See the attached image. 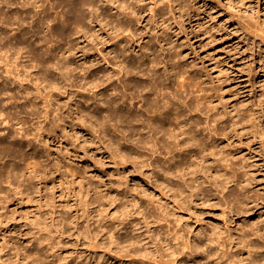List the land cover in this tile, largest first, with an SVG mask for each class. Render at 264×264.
Instances as JSON below:
<instances>
[{"label":"rangeland","instance_id":"rangeland-1","mask_svg":"<svg viewBox=\"0 0 264 264\" xmlns=\"http://www.w3.org/2000/svg\"><path fill=\"white\" fill-rule=\"evenodd\" d=\"M14 1L15 0L10 1L12 3L10 9L7 7H3V9H7H4V11L2 9L3 12L0 13V15H2L0 17V27L3 31L2 33L0 28V42L1 40H4L2 41V43H0V48L4 46L3 48L5 51L14 48L13 50H9L12 51L13 54L16 52L15 50H19L21 49V47L22 49L27 48V51H23L21 49V54L23 52L24 55L21 59L26 58L22 61V63L24 62V65H26L25 69L27 70V72L20 71V74L22 73L23 76H26H22L23 80H21V82H25V79L26 81L28 80L27 82L23 83V85H27L25 90H27L28 92L24 94H28L29 97H33L35 95V97H31L32 99L30 100V102L32 101L37 108H34V113L36 116L34 114L31 115L30 112H27V110L31 107L27 105L28 96L26 95V99H23L25 96L24 94V96L22 95L24 90L21 86H19V82H15L12 85L7 84L8 87L6 88V84L1 83L0 80V91H2V95L4 92L7 93H4V95H6L5 98L4 95L2 96L0 92V96L2 97H0V108L3 107L4 103H6L5 101L9 96H11L13 100L11 102L8 100V102L4 105L5 109L2 110L3 114H8L11 117H16V115H14L15 111L16 114H19H17V119L13 118V124L10 122L9 126H11V128L8 126V124L6 126L5 124H3V126L2 124H0V127L3 129H0V144L2 145L0 146V264H23V262L25 261L29 264H33V260H30L32 258L25 257V253H29L30 251V254H32L35 260L38 262H35V264H40V261L38 259V252H40L39 249H41V247V252L48 253L50 255L48 259H45L43 254H41V256H43V259H41L45 260L44 262L47 264H130V262L132 264H161L159 260L154 257L150 259L147 257H141L139 255H134L132 257L131 255L130 257L126 256L128 258H123L122 256L120 263L117 260L113 261L110 256L113 253L112 250L117 249V251L122 252L121 255L124 254V256L126 253H123V251L119 249L120 247H114L115 245H113V243H109L111 242V237L110 234L105 231L109 230L110 228H115L116 230H119L121 232L120 227L130 220L133 221L134 227L133 232L129 230L130 233L132 232L131 234L128 232L130 236L141 234L145 228V225H149V229L152 231L148 232V240H152V242L154 243V245H150V247L155 246L160 250L162 249V264H167L164 259H172L169 260L170 262L173 261L171 264L174 263V260L175 264H211L208 259L210 253L209 237L210 233L216 230L217 232H223V236H225L226 232L231 233L235 236V234L238 235L240 232L242 233L246 231L247 233V231L251 229L250 225H253V227L255 228H253V231H259V235H257V232L256 235L253 232L255 236L253 237V234H251L249 237H247V242L253 237V242L249 240L250 244H255L256 242V244L258 243L257 245L261 244V247L264 246V0H177L174 10V12H176L172 15V12H168V8L165 7L166 10L164 11H166V13H164L166 15L164 16H167L166 19L164 16L156 18L157 20H159H156L158 24L156 23L155 26L153 23H151L152 21H149V23H147L146 20L142 21V26L141 24L134 25V34H140V37L139 34H137V40L141 38L140 43L138 42L139 44L133 43V39H131L129 36L125 37L127 34L125 33L122 34L125 36H121L127 39L125 40L123 38V42L121 43L119 48L112 45L113 38L111 37H109L111 38V40L108 39V41H111L109 42V44H100L103 47L99 46L98 41L101 39H106V36L103 32H100L99 27L96 26V24L90 23V21H88L89 23L86 22L84 25V27H86L87 29L86 34L88 36H86L85 34L83 35L84 37L86 36L85 38L83 36L82 38H77L81 35L76 34L77 37L75 35H73L72 37H75L76 41L74 43H76V46H78L79 49H76V52L74 51L75 55L71 56L73 61L70 57V64L72 63L70 66H73L70 68H72L71 71L74 74L72 72L69 74L68 70L65 69V72L64 70L62 71V73H66L63 74L64 77H60L61 74L59 76H56V73L58 71L56 72L55 69V71L53 70L49 63L50 61H48L46 55H44L46 53L47 47L50 46L48 44H51L48 42V44L46 43L47 45L43 44L44 42L42 43L41 38H45V35L47 34L46 25L44 27L46 28V30L44 28L41 29V32L44 31L45 33L43 32V34L41 33V36L39 35L41 41L38 37L32 36L33 33L30 32L29 21H31V19H28L27 21V25L29 26H26V22L24 23L25 25L23 24L22 26H18L19 24H17L15 18L13 21V17H15L13 11H16V9L21 6L19 4H21L22 0H17L18 2L16 1L15 3ZM11 8H14V10H12ZM33 13L34 12L32 11V14ZM168 17L170 21L168 20ZM88 20H90L89 17ZM161 20L165 22H161ZM159 22L161 24H159ZM162 24L165 25L160 26ZM2 25L7 26H3V28ZM88 25V28H92L91 30L87 28ZM92 26H95V30ZM8 27L12 29L8 30ZM21 27H23L24 29ZM156 27L157 29H155ZM26 28H28L29 31ZM24 30H26V32H30L31 34L28 33V36H22L25 33ZM90 31H92L93 36H95L92 39H97L98 35L100 38L102 36L103 37L101 39L98 38L99 40L95 39L93 40V42L91 39L92 33L90 35ZM95 32L96 35H94ZM12 33H14L15 35ZM146 33L149 34L146 36ZM10 34H12V36ZM2 37H4L5 39H2ZM7 37L10 42L8 41V39H6ZM23 37H26V41L25 39L22 40ZM30 39L34 41V44ZM86 40H90V42L92 41V43H89L93 46L86 43ZM14 41L16 43H14ZM39 41L43 45H39V43L37 44V42ZM113 41H115V39H113ZM147 42L148 44H151L152 47H150V45H147ZM124 43H126V45ZM158 43L162 45H160L162 49L160 48ZM28 44L31 46H29ZM36 44L40 49L36 47ZM123 44L125 45V48ZM33 45H35L34 49L32 48ZM94 45L96 48L98 46L101 47L102 50L100 48L95 49ZM87 46H90L91 48H88ZM31 49L36 52V55L38 54L40 56V50L43 49L45 51L42 50L43 54L40 58V56L38 57L32 54V52L30 51ZM89 49L91 50L88 52ZM108 50L114 55L111 53L107 54ZM146 50L149 52H147ZM162 50H164L163 52L165 53H163ZM101 51L103 53H101ZM143 51H145L146 53H143ZM102 54L107 55L104 56ZM132 54H134L135 56ZM151 54L154 58L157 59V61L153 63L158 64V66L155 64L153 65L152 61L149 62V60L152 59ZM100 55L104 57H101ZM145 55L147 58H150V56L151 58L147 59L146 57H144ZM140 57L142 59H140ZM102 58H105L107 62H105L106 60H103ZM160 58L162 59L160 60ZM171 58L173 60H171ZM163 62L167 67L162 64ZM147 63H149V66L147 65ZM173 63L174 65H176L175 67ZM116 64L117 67L114 66ZM171 64L173 66H171ZM111 65L114 67L113 71ZM121 65H123V67ZM28 66L31 68L33 67L34 69H31ZM92 66L94 68L97 67L93 72L95 74L91 72L94 70ZM147 66L151 69H149ZM153 66H157V69ZM39 67L41 73L39 72ZM169 67H171L172 69H170ZM18 68L20 69L21 66ZM109 68L110 72L108 73L107 71H109ZM139 68L141 70H139ZM47 69L49 71H46ZM118 69L123 70L120 73ZM87 70L88 73H86ZM146 70L148 71V73H145L147 72ZM157 70L159 71V73ZM163 70H166L168 73H166V71L163 72ZM168 70L171 71L169 72ZM52 71H54L55 73ZM47 73L56 76V88H53L51 85H49L50 83L48 80H45L44 77ZM82 73H86L84 77H82ZM139 73L141 76L139 75ZM163 73L164 76L166 75L165 77L163 76ZM177 73L178 75L185 73V76L182 75L184 76V78L178 76ZM169 74L171 75V77ZM28 75H30V77ZM32 75L35 76L33 77ZM74 75L77 77H75ZM102 75L105 77L103 78ZM109 75L112 79L109 77ZM115 75H119L118 78ZM187 75H189V77H187ZM31 77H33L34 79L35 77H37V80L42 81L35 82V80H33V78ZM67 77L69 78V80ZM177 77H179L178 80L175 79ZM70 78L74 79L76 84ZM121 78H123V80H120ZM64 79L66 80L64 81ZM76 79L78 80V82ZM109 79H111L110 82ZM162 79H165V82L168 86L169 84L173 83L171 84L172 86H169L170 88L175 85L174 83H176L175 87L171 89L169 88L170 90L167 89L168 91L166 90L167 94L170 93L172 95L171 101L173 102V109L176 108L175 111H171L172 114L163 113L165 112V109L161 106L158 107L164 102L161 101L164 94V90L162 89V87H160L162 86ZM179 79H181V81H179ZM32 80L35 83L32 82ZM155 80H157L158 84L154 82ZM173 80L176 81L174 82ZM184 80L186 81L184 82ZM82 81L83 85L81 84ZM143 81H146V88L144 87ZM167 81L169 82V84ZM95 82H98V84L99 82H102V85H98L99 87L96 86L94 88ZM2 84L5 86H3ZM43 84H45V86ZM28 85H30L31 88ZM48 85L50 86V88H48ZM59 85L62 87H59ZM152 85L157 86L153 89ZM189 85L192 87H189ZM10 86L13 88H11ZM111 86H113L114 88ZM149 86L150 89H147V87L149 88ZM65 87L69 88H66L68 91H66ZM91 87L94 91L91 90ZM35 88H38L37 90L41 91L39 93L38 91L36 92L38 93V95L41 94V97H39L35 93ZM40 88H42V90ZM116 88L118 90L115 91ZM121 88L123 91L121 90ZM43 89H45L46 91ZM51 89L57 90L52 91ZM95 89H97V91L99 90V93ZM101 89L104 91H102ZM14 90L16 92H14ZM143 90L145 91V93ZM9 91L10 93L8 94ZM64 91L66 93H64ZM138 93L141 94L142 97L141 95L139 96ZM15 94L17 96H14ZM116 94L117 97L115 96ZM36 95L39 98H37ZM44 96L46 98H44ZM110 96L112 97V99ZM185 96L187 99L185 98ZM19 97H22L21 103L24 102L23 104H20ZM49 97L52 101L49 99ZM102 97L104 98V100ZM157 97L160 100V104L158 106L155 104V100H157ZM129 98L131 103L129 102ZM15 99H18L19 101L17 100L16 102ZM116 99H119V101ZM139 99L141 100L139 101ZM34 100L37 102L35 103ZM84 100H86V102ZM142 100L144 103L142 102ZM176 100L178 102H176ZM44 101H46V103ZM93 101L95 103H93ZM97 101L101 103L102 107ZM105 101L111 102L110 104H106ZM182 101L184 103L186 102L185 104H188L185 105L184 103H182ZM152 103L155 105H153ZM47 104L49 106V109H47L48 120L46 119L45 121L41 112L44 113L46 107L48 108V106H45ZM196 104H198V106H196ZM6 105L9 106L10 109H8V107L6 108ZM88 105H92V107L90 106L89 108ZM107 105L109 107H107ZM19 106L22 108L20 109ZM201 106H203V110L200 108ZM38 107L41 110L43 108L45 109L44 111H41L38 109ZM23 108L27 109L26 112ZM94 108L96 109V111ZM159 108H161V114ZM196 108L200 109L199 111L197 109L199 113L196 111ZM37 110L39 111L37 112ZM111 110L114 112H112ZM206 110L208 113L206 112ZM28 111H31V109ZM86 112L88 113V115L86 114ZM132 112L133 114H131ZM152 112L154 114H152ZM12 113L14 116L12 115ZM127 113L128 115H126ZM183 114H186L184 115L185 117H183ZM101 116L106 121L101 119ZM105 117H107L108 120ZM162 117L164 118V132L166 130H172L175 127L176 133H179L177 124H180V126H182L183 124V126H185L183 127V129H188L189 127V129L193 131H191V133H195L199 138L200 136H202L201 138H203L204 146L209 145L211 141L212 143L216 142V145L214 144L216 148L214 149L218 150H216V152L213 149L215 154H218L217 156L220 155L222 158L225 157L229 163H232L233 167H231L234 170L231 169V171H236V175L240 180V184L236 185V183L234 184L232 181L230 182V184H228L227 188L224 191H221L220 189H215L216 187L209 183L211 185L210 188V185L207 183L204 184L205 186H202L205 191H202L203 194L205 193L204 197L202 194H198L197 198L196 196L194 197V200L193 197H187L185 198V200H182V202L178 201L177 199L179 197H175V195L173 194L174 191H168L167 187L164 188L163 184L161 183L163 174L162 167L167 166V164L165 165L163 161L169 159L172 163L178 162V154H180V151L178 150L179 147L176 148L174 144H171V140L168 141L169 146L171 144L170 149H164L162 147V134H160L162 132ZM186 117L187 119L184 120ZM177 118L179 120H177ZM206 118L207 122H205ZM213 119L214 121H212ZM17 120H19L20 122ZM22 120H24L25 123ZM208 120L212 121L211 124L214 123L213 126L210 125V122ZM21 121L23 125L25 124V126H22ZM104 122L106 125L104 124ZM19 123L21 124L19 125ZM215 123L216 125L218 124L216 127L214 126ZM121 124H123V126ZM198 124H200V126ZM14 125L16 129L14 128V130H12ZM21 126L22 130L18 129V127L21 128ZM197 126L199 128H197ZM5 127L8 128L5 129ZM156 128L158 129L156 130ZM140 129H142L143 131ZM203 129L207 132H204ZM5 130L8 132H6ZM196 130L199 131L197 132ZM17 131V135L13 134ZM20 131H22L23 133ZM111 131L114 132V134L112 133L111 135ZM215 131L216 137L212 135ZM3 133L7 134V137L2 136L4 135ZM19 133L26 135L27 140L21 134V136L19 137ZM217 133H219V135ZM14 135L18 141L15 139V137H13ZM148 136L150 137V140ZM10 137L11 139H9ZM179 137L182 138L184 137V135H179ZM4 138L7 143L4 141L2 142ZM151 138L155 140L153 141L151 140ZM204 138H208V140ZM13 139H15L17 142ZM12 141H14L15 143ZM151 141L153 142V144ZM6 144H8L9 146ZM20 144L23 145L22 147L20 146L18 150L19 152H17ZM32 145L37 149L34 148L35 150H33V147H31ZM191 145H193V143H191L190 146ZM194 146L195 145H193V147ZM13 150H15L16 153ZM165 150L167 152L170 150L171 152H168V155H166V157L168 156L167 159L165 157V154H167V152H164ZM32 151L35 152V155H33L34 153ZM181 151H184V149H182ZM191 154L193 153L191 152ZM20 156H23L25 158L22 157L21 159ZM22 160H25V162L23 163ZM209 160H211V162L206 161V165H212L213 163H215L214 161H212V159ZM30 161L36 164L34 165V163L32 164ZM207 162H209V164ZM10 164L13 167H11ZM31 164L33 168L31 167ZM213 169L215 170L216 168L213 167ZM213 169L207 173L209 174L208 176H210L209 178H212L213 173L215 172ZM231 171L229 172L230 175L232 174ZM7 173L10 177H12L10 178ZM12 173L14 174V176ZM172 181H174V179H172ZM198 183L200 182L195 183V186L198 185ZM233 188L237 189L236 193L239 192L238 196L233 195L234 197H232L231 191L229 190ZM142 189L147 190L150 196L154 197L155 204L163 207L162 221H156L155 218L151 219L154 217L153 215L157 216L158 210H156V213L151 214L152 212H149L147 208H143L146 204L144 198L138 200V202L134 200L136 199L137 195H141L140 191H142ZM207 189L209 190V192L207 191ZM100 195H102L101 200L104 201L100 200ZM223 196H225L224 198H226L227 201L229 199V202L233 204L234 207H232V204L227 206H231L230 210L233 209L232 213L230 210L227 211L229 208L227 210L225 209V212L223 211L225 205H227L225 204V200H221ZM103 205L105 206V208H103ZM115 206L118 208H116ZM101 207L103 208V210H101ZM236 207L240 208L238 210L239 212L234 210V208ZM140 209H142V211H140ZM100 211L103 212L101 213ZM227 212L231 213V215L227 214ZM149 214H151L152 216H149ZM164 214L168 215V220H165L166 217L163 216ZM103 230L104 232H102ZM107 233L109 234V236ZM37 238L41 242L40 248H37L35 246V240ZM102 240L104 241V243H106L104 244L105 247L103 248L100 247ZM167 243L168 245H166ZM161 245L162 248H160ZM196 245H199V247L195 248ZM167 247H169V249ZM237 247L238 245L236 244V246L232 245V247L230 248L234 249L233 251H235ZM230 248L228 246L227 251H230ZM34 249H37L39 251H35ZM171 250L174 251V256L172 255L173 258L167 256L168 254H170ZM219 250L221 251V248H219ZM202 254H204L203 258L201 256ZM205 254H207V256ZM36 255L38 258L36 257ZM22 256L25 257V260ZM242 256L247 257V254L244 253ZM221 260L222 256L219 255L216 261L219 264ZM246 262L244 261V263Z\"/></svg>","mask_w":264,"mask_h":264},{"label":"bare ground","instance_id":"bare-ground-1","mask_svg":"<svg viewBox=\"0 0 264 264\" xmlns=\"http://www.w3.org/2000/svg\"><path fill=\"white\" fill-rule=\"evenodd\" d=\"M10 1H12V0H10ZM9 0H1L0 1V3H1V5H0V13H2L3 11H4V9H3V7H7V8H9L10 9V6H12V3L10 2ZM17 0H15L14 1V3L16 2ZM176 1L177 0H22L21 1V4H19V5H21L20 7H15V8H17L16 9V11H13L14 12V14H15V17H13V21H14V18H15V20L17 21V24H19L18 26H22L25 22V24H26V26H29V25H27V21H28V19H31V21H29L30 22V26H29V28H30V32L31 33H33L32 34V36H35V37H38L39 38V40H40V36H41V33L43 34V32H41V29H43L44 27H45V25H46V28H47V30H46V28H44L46 31H47V34L45 35L46 37L44 38H41L42 39V43L43 44H46L47 42L48 43H51V44H48V45H50L49 47H47V50H46V53L44 54V55H46V58L48 59V61H50L49 63H50V65H51V67L53 68V70L55 69L56 70V76L58 75H60L61 74V76L60 77H64V75L63 74H66V73H64L65 72V69H67L68 70V73L70 74L72 71H71V69L72 68H70V67H73V66H70L71 64H70V57L71 56H74L75 55V53H74V51L76 50V49H79V47L78 46H76V43H74L75 41H76V39H75V37L74 38H72L73 37V35H75L76 36V34H80L81 36H79V37H77V38H82V36L83 35H85L86 34V32H87V29H86V27H84V25H85V23L86 22H88V21H90V23H93V24H96V26H98L99 27V30H100V32H103L104 34H105V36H106V39H101L100 37H99V35H98V38L99 39H101V40H99L98 38V40L100 41H98V43H99V46H101V47H103L102 45L103 44H109V42H111L110 40H111V38H113V39H115V41H113V39H112V42H113V44L112 45H114V46H116L117 48H119V46L121 45V43L123 42V38L124 37H122V36H125V35H122V34H125V33H127L126 34V36L125 37H130L131 39H133V43H137V44H139L140 43V41H141V38L140 39H138L137 40V34H139V33H137V31H136V35L134 34V32H133V27H134V25H140L141 23H142V21L143 20H146L147 21V23H149V21H152L151 23H153L154 24V26L156 25V23L158 24V22H156V18H158V17H163L164 15H166L165 13H166V11H164V10H166L165 9V7L166 8H168V12H172L171 14L173 15L175 12H174V10H175V7H176ZM18 2V1H17ZM17 5V4H16ZM178 5V4H177ZM171 6V7H170ZM6 8V9H7ZM2 9H3V11H2ZM5 9V10H6ZM12 9V8H11ZM35 9H38V10H35ZM12 10H14V8L12 9ZM35 10V11H34ZM10 11V10H9ZM32 11L34 12L33 14H32ZM8 12V11H7ZM12 12V11H11ZM16 12V13H15ZM88 12V13H87ZM148 12V13H147ZM165 12V13H164ZM9 15H10V13H9ZM167 15H169V14H167ZM2 15H0V17H1ZM8 16V15H7ZM14 16V15H13ZM9 17V16H8ZM88 17H89V19L90 20H88ZM165 17V19H166V17L167 16H164ZM147 18V19H146ZM152 18V19H151ZM1 19V18H0ZM4 19V18H3ZM7 19V18H6ZM163 19V18H162ZM5 20V19H4ZM159 20V19H158ZM157 20V21H158ZM168 20H169V17H168ZM3 21V20H2ZM163 20H161V22H162ZM170 21V20H169ZM8 22V21H7ZM163 22H165V21H163ZM89 23V22H88ZM7 24V23H6ZM16 24V25H17ZM24 24V25H25ZM152 24V25H153ZM159 24H161L160 22H159ZM11 25H12V22H11ZM92 25V24H91ZM163 25H165V24H162V25H160V26H163ZM3 26H7V25H2V27ZM26 26H24V27H26ZM141 26H142V24H141ZM10 27V26H9ZM8 27V30H10V29H12V28H9ZM89 27V25L87 26V28ZM93 27V26H92ZM95 27V26H94ZM94 27H93V29H94ZM108 29H107V28ZM144 27V26H143ZM1 28V27H0ZM4 28V27H3ZM17 28V27H16ZM21 28H23V27H21ZM24 29V28H23ZM26 29H28V28H26ZM88 29H90V28H88ZM92 29V28H91ZM90 29V30H91ZM97 29V28H96ZM139 29V28H138ZM155 29H157V27L155 28ZM18 30V29H17ZM95 30V29H94ZM94 30H92V31H94ZM135 30V29H134ZM136 30H137V28H136ZM146 30V29H145ZM1 31H2V28H1ZM19 31H21V30H19ZM23 31V30H22ZM25 31V33H24V35H22V36H25V35H27L28 33H30V32H26V30H24ZM28 31H29V29H28ZM92 31H90V35H91V33H92V37H91V39L93 38V37H95V36H93V32ZM154 31V30H153ZM17 32V31H16ZM139 32V31H138ZM147 32H149V31H147ZM158 32V31H157ZM156 32V33H157ZM2 33H3V31H2ZM15 33V32H14ZM14 33H12V34H14ZM20 33V32H19ZM22 33V32H21ZM30 33V34H31ZM45 33V32H44ZM99 33V32H98ZM141 33V32H140ZM142 33H143V31H142ZM141 33V34H142ZM12 34H10L11 36H12ZM23 34V33H22ZM88 34H89V32H88ZM149 33H146V36L148 35ZM1 35V34H0ZM3 35V34H2ZM10 35H9V37H10ZM15 35V34H14ZM17 35V34H16ZM40 35V36H39ZM94 35H96V32L94 33ZM122 35V36H121ZM5 36H7V35H5ZM20 36V35H19ZM21 36V37H22ZM28 36V35H27ZM26 36V37H27ZM31 36V35H30ZM43 36V35H42ZM86 36H88L87 34H86ZM85 36V37H86ZM142 36V35H141ZM1 37V36H0ZM25 37V38H26ZM84 37V36H83ZM84 37V38H85ZM109 37H111V38H109ZM139 37H140V34H139ZM4 37H2V39H3ZM24 37L22 38V40H24L25 39ZM47 38V39H46ZM147 38V37H146ZM156 38V37H155ZM5 39V38H4ZM6 39H8V37L6 38ZM29 39V38H28ZM28 39H27V41H28ZM87 39H89V38H87ZM90 39V40H91ZM96 39V38H95ZM95 39H92V41L93 40H95ZM96 39V40H97ZM108 39H110L109 41H108ZM125 39V38H124ZM127 39V38H126ZM125 39V40H126ZM136 39V40H135ZM152 39V38H151ZM157 39V38H156ZM14 40H16V39H14ZM19 40V39H18ZM17 40V41H18ZM31 40V39H30ZM79 40V39H78ZM77 40V41H78ZM90 40L88 41V40H86V43H88V44H90V43H92V41L90 42ZM2 41H4V40H1V42L0 43H2ZM8 41H9V39H8ZM7 41V42H8ZM20 41V40H19ZM18 41V42H19ZM25 41H26V39H25ZM31 41H33V40H31ZM30 41V42H31ZM41 41V40H40ZM40 41L39 42H37V44L39 43V45L40 44H42V43H40ZM82 41V40H81ZM88 41V42H87ZM129 41V40H128ZM156 41V40H155ZM157 41H159V40H157ZM10 42V41H9ZM35 42H36V39H35ZM90 42V43H89ZM94 42V41H93ZM96 42V41H95ZM125 42V41H124ZM139 42V43H138ZM5 43H6V41H5ZM14 43H16L15 41H14ZM23 43V42H22ZM97 43V42H96ZM149 43H150V40H149ZM156 43V42H155ZM17 44H19V43H17ZM25 44H26V42H25ZM32 44V43H31ZM33 44H34V41H33ZM37 44H36V47L37 48H39V46H37ZM42 44V45H43ZM46 44V45H47ZM78 44V43H77ZM100 44H102V45H100ZM125 45H126V43H124ZM123 44V45H124ZM143 44V43H142ZM159 44V46L161 45L160 43H158ZM157 44V45H158ZM4 45H6V44H4ZM9 45V44H8ZM29 45V44H28ZM45 45V46H46ZM90 45H92V44H90ZM125 45H124V48H125ZM133 45V44H132ZM141 45V44H140ZM139 45V46H140ZM146 45V44H145ZM147 45H150V47H152L151 46V44H148V42H147ZM2 46V45H1ZM11 46V45H10ZM29 46H31V45H29ZM81 46H83V45H81ZM93 46V45H92ZM97 47V48H100L101 49V47ZM129 46V45H128ZM131 46V45H130ZM139 46H138V48H139ZM144 46V45H143ZM162 46V45H161ZM160 46V48L162 49V47ZM4 47V46H3ZM3 47H1L0 48V52H1V54H0V80H1V83H4V84H6V88L8 87L7 86V84L8 85H12V84H14L15 82H19V86H21L22 87V89L24 90V92L22 93V95L24 94V93H28L27 92V90H25V88H26V86L25 85H23V83H25V82H27L26 81V79H25V82H21V80H23V78H22V76H23V74L21 73L20 74V71H23V72H27V70L25 69V66L26 65H24V62L22 63V61L24 60V59H26V58H24V59H21L24 55H23V52H22V54H21V49H22V47H21V49H19V50H15L16 52L13 54L12 53V51H9V50H13L14 48H12V49H9V50H4V48ZM20 47V46H19ZM23 47H25V46H23ZM34 47H35V45H33L32 46V48L34 49ZM78 47V48H77ZM88 48L90 47V46H87ZM94 47H95V45H94ZM112 47V46H111ZM142 47V46H141ZM140 47V48H141ZM145 47V46H144ZM11 48V47H10ZM42 48H44V47H42ZM84 48V47H83ZM82 48V49H83ZM86 48V47H85ZM91 48V47H90ZM96 47H95V49H97ZM113 48V47H112ZM123 48V49H124ZM129 48V47H128ZM154 48V47H153ZM27 49V48H26ZM26 49H22L23 51H25ZM33 49H31L30 51L32 52V54H34V55H36V52L33 50ZM40 49V48H39ZM87 49V48H86ZM104 49V48H103ZM121 49V48H120ZM122 49V50H123ZM147 49H148V47H147ZM38 50V49H37ZM36 50V51H37ZM43 50V49H42ZM42 50H40L41 51V56H42V54H43V52H42ZM85 50V49H84ZM91 49H89L88 50V52L90 51ZM94 50V49H93ZM102 50V49H101ZM107 50V49H106ZM105 50V51H106ZM140 50V49H139ZM142 50V49H141ZM144 50V49H143ZM155 50V49H154ZM153 50V51H154ZM157 50V49H156ZM27 51V50H26ZM43 51H45V50H43ZM82 51V50H81ZM87 51V50H86ZM97 51V50H96ZM96 51H95V53H96ZM98 51H99V49H98ZM114 51V50H113ZM119 51V50H118ZM130 51H131V49H130ZM129 51V52H130ZM147 51V50H146ZM164 50H162V52H163ZM169 51H170V49H169ZM76 52V51H75ZM78 52V51H77ZM145 51H143V53H144ZM147 52H149V51H147ZM151 52V51H150ZM39 53V52H38ZM81 53V52H80ZM86 53V52H85ZM91 53V52H90ZM94 53V54H95ZM101 53H103L102 51H101ZM106 53V52H105ZM108 53H111L109 50L107 51V54ZM115 53V52H114ZM116 53H117V51H116ZM142 53V54H143ZM146 53V52H145ZM152 53V52H151ZM155 53H157V52H155ZM163 53H165V52H163ZM162 53V54H163ZM79 54V53H78ZM83 54H84V51H83ZM93 54V53H92ZM106 54V55H107ZM111 54H113V53H111ZM121 54H122V52H121ZM128 54V53H127ZM149 54V53H148ZM153 54V53H152ZM151 54V55H152ZM168 54V53H167ZM170 54H172V53H170ZM86 55V54H85ZM102 55H104V54H102ZM106 55H104V56H106ZM114 55V54H113ZM113 55H111V56H113ZM118 55H119V53H118ZM132 55H134V54H132ZM144 55V54H143ZM164 55V54H163ZM169 55V54H168ZM16 56V57H15ZM26 56V55H25ZM31 56V55H30ZM36 56H40V55H36ZM41 56H40V58H41ZM77 56V55H76ZM80 56V55H79ZM84 56V55H83ZM101 56V55H100ZM104 56H101V57H104ZM128 56V55H127ZM135 56V55H134ZM140 56V55H139ZM138 56V57H139ZM155 56V55H154ZM172 56V55H171ZM27 57V56H26ZM29 57V56H28ZM44 57V56H43ZM78 57V56H77ZM81 57V56H80ZM85 57V56H84ZM108 57V56H107ZM121 57V56H120ZM144 57H146V55L144 56ZM157 57V56H156ZM159 57H161V56H159ZM163 57V56H162ZM33 58V57H32ZM79 58V57H78ZM86 58H88V57H86ZM147 58V57H146ZM150 58H151V56H150ZM150 58H147V59H150ZM174 58V57H173ZM29 59V58H28ZM39 59V58H38ZM37 59V60H38ZM71 59H72V57H71ZM103 60H106L105 58H102ZM109 59V58H108ZM111 59V58H110ZM118 59V58H117ZM116 59V60H117ZM139 59V58H138ZM137 59V60H138ZM140 59H142L141 57H140ZM162 58H160V60H161ZM165 59V58H164ZM175 59V58H174ZM31 60V59H30ZM42 60V59H41ZM45 60V59H44ZM115 60V61H116ZM146 60V59H145ZM159 60V59H158ZM166 60H168V59H166ZM165 60V61H166ZM171 60H173L172 58H171ZM28 61V60H27ZM34 61V60H33ZM72 61H73V59H72ZM75 61V60H74ZM76 61H77V59H76ZM79 61V60H78ZM111 61V60H110ZM127 61H130V60H127ZM143 61V60H142ZM150 61H152V63L153 62H156L157 61V59L156 58H154L153 57V55H152V59H150L149 60V62ZM176 61V60H175ZM30 62V61H29ZM39 62V61H38ZM104 62V61H103ZM105 62H107V60L105 61ZM135 62V61H134ZM141 62V61H140ZM162 62V61H161ZM174 62V61H173ZM179 62V61H178ZM32 63V62H31ZM78 63V62H77ZM120 63V62H119ZM127 63V62H126ZM132 63V62H131ZM158 63H159V61H158ZM34 64V63H33ZM39 64V63H38ZM75 64V63H74ZM80 64V63H79ZM139 64V63H138ZM149 63H147V65H148ZM155 63H153V65H154ZM162 64H164L165 65V63L163 62ZM45 65V64H44ZM90 65V64H89ZM126 65V64H125ZM143 65V64H142ZM141 65V66H142ZM146 65V64H145ZM155 65H157L158 66V64H155ZM160 65V64H159ZM170 65V64H169ZM173 65H174V63H173ZM172 64H171V66H173ZM21 66V68L19 69L18 67H20ZM107 66V65H106ZM112 66V65H111ZM114 66H116L117 67V64L116 65H114ZM118 66H119V64H118ZM122 67H123V65H121ZM149 66V65H148ZM147 66V67H148ZM157 66H153L154 68H156L157 69ZM161 66V65H160ZM166 66V65H165ZM176 65H174V67H175ZM29 67V66H28ZM38 67V66H37ZM93 67V66H92ZM110 67V66H109ZM167 67V66H166ZM17 68H18V70H17ZM27 68V67H26ZM29 68H31V67H29ZM33 68V67H32ZM31 68V69H32ZM46 68H47V66H46ZM94 68V67H93ZM97 67H95L94 68V70L93 71H91L92 73L95 71V69H96ZM113 66H112V71H113ZM132 68V67H131ZM134 68V67H133ZM135 68H136V66H135ZM141 68V67H140ZM139 68V70H141ZM149 68V67H148ZM163 68H164V66H163ZM162 68V69H163ZM170 69H172L171 67H169ZM34 69V68H33ZM79 69V68H78ZM87 69V68H86ZM89 69V68H88ZM126 69V68H125ZM124 69V70H125ZM138 69V68H137ZM149 69H151V68H149ZM158 69H160V68H158ZM167 69V68H166ZM183 69H185V68H183ZM29 70V69H28ZM38 70V69H37ZM54 70V71H55ZM64 70V72L62 73V71ZM105 70V69H104ZM119 70V72L121 73L122 72V70H120V69H118ZM148 70V69H147ZM146 70V71H147ZM153 70V69H152ZM174 70V69H173ZM175 70H176V68H175ZM178 70V69H177ZM32 71V70H31ZM36 71V70H35ZM46 71H49L48 69L46 70ZM54 71H52V72H54ZM84 71V70H83ZM100 71V70H99ZM128 71H129V68H128ZM133 71H135V70H133ZM149 71V70H148ZM148 71L147 72H145V73H148ZM156 71V70H155ZM158 71V70H157ZM164 71H166V70H163V72ZM169 71V70H168ZM171 71V70H170ZM169 71V72H170ZM187 71V70H186ZM39 72H40V67H39ZM38 72V73H39ZM78 72V71H77ZM104 72V71H103ZM108 73L110 72V68H109V71H107ZM115 72V71H114ZM124 72V71H123ZM140 72V71H139ZM161 72V71H160ZM180 72V71H179ZM188 72V71H187ZM28 73H30V72H28ZM27 73V74H28ZM41 73V72H40ZM55 73V72H54ZM73 73V72H72ZM79 73H80V71H79ZM86 73H88V70H87V72ZM85 73V74H86ZM90 73V72H89ZM99 73V72H98ZM101 73H102V69H101ZM118 73V72H117ZM152 73H153V71H152ZM158 73H159V71H158ZM166 73H168L167 71H166ZM174 73H176V72H174ZM183 73V72H182ZM186 73V72H185ZM185 73L184 74H179L178 75V73H177V75L178 76H181V77H183L184 78V76H185ZM26 74V73H25ZM35 74V73H34ZM37 74V73H36ZM74 74V73H73ZM85 74H83L82 73V77H84V75ZM93 74H95V73H93ZM100 74V73H99ZM114 74V73H113ZM150 74V73H149ZM156 74V73H155ZM43 75V74H42ZM72 75V74H71ZM76 75V74H75ZM74 75V76H75ZM101 75V74H100ZM105 75V74H104ZM125 75H126V73H125ZM124 75V76H125ZM136 75V74H135ZM139 75H140V73H139ZM138 75V76H139ZM170 75V74H169ZM168 75V76H169ZM173 75V74H172ZM175 75V74H174ZM176 75V76H177ZM182 75H184V76H182ZM29 77H30V75H28ZM27 76V77H28ZM33 76V75H32ZM35 76V75H34ZM33 76V77H34ZM56 76H53V75H51V74H46L45 75V80H48L49 81V85H51L53 88H56ZM66 76V75H65ZM91 76V75H90ZM93 76V75H92ZM97 76V75H96ZM103 76V75H102ZM107 76H108V74H107ZM116 76V75H115ZM119 76V75H118ZM118 76H116L117 78H118ZM141 76V75H140ZM146 76V75H145ZM149 76V75H148ZM154 76V75H153ZM160 76V75H159ZM163 76H164V73H163ZM166 76V75H165ZM164 76V77H165ZM23 77H26V76H23ZM33 77H31V78H33ZM75 77H77V76H75ZM74 77V78H75ZM86 77V76H85ZM105 76H103V78H104ZM109 77H110V75H109ZM126 77V76H125ZM129 77V76H128ZM150 77V76H149ZM148 77V78H149ZM170 77H171V75H170ZM175 77V76H174ZM187 77H189V75H187ZM37 77H35V79L33 78V80H35V82L36 81H39V80H37L36 79ZM42 78H43V76H42ZM66 78V77H65ZM68 78V77H67ZM73 78V77H72ZM89 78V77H88ZM88 78H87V80H88ZM92 78V77H91ZM95 78V77H94ZM98 78H99V76H98ZM101 78V77H100ZM107 78V77H106ZM111 78V77H110ZM115 78V77H114ZM147 78V79H148ZM158 78H160V77H158ZM163 78V77H162ZM178 78L179 77H177V78H175V79H177L178 80ZM194 78V77H193ZM28 79V78H27ZM30 79V78H29ZM71 79V78H70ZM82 79H84V78H82ZM108 79V78H107ZM112 79V78H111ZM111 79H109V82L111 81ZM129 79V78H128ZM132 79H133V77H132ZM146 79V80H147ZM152 79V78H151ZM172 79V78H171ZM32 80V82H34ZM66 79H64V81H65ZM68 80H69V78H68ZM71 80H73L74 81V79H71ZM77 80V79H76ZM81 80V79H80ZM86 80V81H87ZM90 80V79H89ZM120 80H123V78H121ZM125 80H126V78H125ZM153 80V79H152ZM161 80V79H160ZM163 81L161 82L162 83V86H160V87H162V89L164 90V94H163V97H162V99H161V101H164L163 103H162V105H159L160 104V100L158 99V97H157V100H155V104L158 106V107H163L164 109H165V112H163V113H166V114H172V110H176V108H174L173 109V102L171 101V94L169 93V94H167L166 93V90L167 89H169L170 87V85L171 84H173V83H171V84H169V82H168V84H169V86L167 85V83L165 82V79H162ZM187 80H188V78H187ZM192 80V79H191ZM30 81V80H29ZM40 81H42V80H40ZM39 81V82H40ZM72 81V82H73ZM97 81V80H96ZM107 81V80H106ZM118 81V80H117ZM128 81V80H127ZM137 81V80H136ZM139 81H140V78H139ZM149 81V80H148ZM151 81V80H150ZM171 81V80H170ZM174 81V80H173ZM172 81V82H173ZM176 81V80H175ZM174 81V82H175ZM179 81H181V79H179ZM182 81H183V79H182ZM186 80H184V82H185ZM34 82V83H35ZM39 82H37V83H39ZM60 82H61V80H60ZM70 82V81H69ZM75 82V81H74ZM77 82H78V80H77ZM80 82V81H79ZM93 82V81H92ZM131 82V81H130ZM156 84H158V82H157V80H155L154 81ZM193 82V81H192ZM33 83V84H34ZM36 83V84H37ZM64 83V82H63ZM66 83V82H65ZM83 83V81L81 82V84ZM108 83V82H107ZM106 83V84H107ZM111 83H113V82H111ZM143 83H144V87L146 86V81H143ZM153 83V82H152ZM195 83H197V82H195ZM30 84V83H29ZM57 84H58V82H57ZM74 84V83H73ZM75 84H76V82H75ZM104 84H105V82H104ZM131 84H133V83H131ZM139 84V83H138ZM151 84V83H150ZM175 85H176V83H174ZM194 84V83H193ZM3 85V84H2ZM31 85V84H30ZM30 85H28V86H30ZM44 86H45V84H43ZM48 85V86H49ZM62 85V84H61ZM70 85V84H69ZM83 85V84H82ZM91 85V84H90ZM89 85V86H90ZM98 85H102V82H99V84H98V82H95V86H94V88L97 86V87H99ZM109 85V84H108ZM113 85V84H112ZM121 85V84H120ZM175 85L173 86V87H175ZM179 85V84H178ZM182 85V84H181ZM1 86V85H0ZM3 86H5V85H3ZM15 86V85H14ZM18 86V85H17ZM33 86V85H32ZM36 86V85H35ZM34 86V87H35ZM65 86H67V85H65ZM88 86V87H89ZM140 86V85H139ZM156 86L157 85H152V88L154 89V88H156ZM172 86V85H171ZM195 86V85H194ZM11 87V86H10ZM51 87V88H52ZM59 87H62V86H60L59 85ZM70 87V86H69ZM93 87V86H92ZM92 87H91V90H92ZM106 87V86H105ZM111 87H113V86H111ZM124 87V86H123ZM143 87V86H142ZM173 87H171V88H173ZM189 87H192V86H190L189 85ZM188 87V88H189ZM11 88H13V87H11ZM15 88V87H14ZM19 88V87H18ZM30 88H31V86H30ZM29 88V89H30ZM46 88V87H45ZM48 88H50V86L48 87ZM69 89L68 87H65V89ZM90 88V87H89ZM102 88V87H101ZM110 88V87H109ZM114 88V87H113ZM119 88V87H118ZM131 88V87H130ZM136 88H137V86H136ZM141 88V87H140ZM146 88V87H145ZM144 88V89H145ZM158 88V87H157ZM170 88V89H171ZM179 88V87H178ZM36 89V88H35ZM34 89V90H35ZM38 89V88H37ZM36 89V91H35V93L38 91V93L39 92H41V91H39V90H37ZM41 90H42V88H40ZM66 89V91H68ZM98 89V88H97ZM97 89H95L96 91H97ZM108 89V88H107ZM135 89V88H134ZM147 89H150V86H149V88L147 87ZM159 89H161V88H159ZM169 89V90H170ZM182 89V88H181ZM12 90V89H11ZM15 90H16V88H15ZM14 90V92H16ZM31 90V89H30ZM33 90V91H34ZM43 90H45V89H43ZM52 90V89H51ZM53 90H57V89H53ZM52 90V91H53ZM102 90V89H101ZM111 90V89H110ZM113 90V89H112ZM116 90H118L117 88L115 89V91ZM120 90V89H119ZM121 90H122V88H121ZM140 90V89H139ZM190 90V89H189ZM7 91V90H6ZM19 91H20V89H19ZM29 91V90H28ZM46 91V90H45ZM48 91H50V90H48ZM92 91H94V90H92ZM99 91V90H98ZM97 91V92H98ZM102 91H104V90H102ZM108 91V90H107ZM114 91V90H113ZM123 91V90H122ZM121 91V92H122ZM144 91V90H143ZM142 91V92H143ZM147 91V90H146ZM157 91V90H156ZM168 91V90H167ZM185 91V90H184ZM198 91V90H197ZM1 92V95H2V91H0ZM4 92V91H3ZM13 92V93H14ZM59 92V91H58ZM96 92V93H97ZM106 92V91H105ZM111 92V91H110ZM110 92H108V93H110ZM119 92V91H118ZM129 92V91H128ZM128 92H127V94H128ZM139 92V91H138ZM150 92V91H149ZM194 92H196V91H194ZM5 93V92H4ZM4 93H3V95H4ZM10 93V91L8 92V94ZM20 93V92H19ZM38 93H36L37 95H38ZM64 93H66L65 91H64ZM99 93V92H98ZM113 93V92H112ZM117 93V92H116ZM141 93V92H140ZM144 93H145V91H144ZM186 93V92H185ZM5 94H7V93H5ZM30 94V93H29ZM49 94H51V93H49ZM93 94V93H92ZM123 94V93H122ZM139 94V93H138ZM182 94V93H181ZM189 94V93H188ZM187 94V95H188ZM2 95V96H3ZM25 95V96H24ZM23 96H24V98L23 99H26L25 97H26V95L28 96V94H24ZM36 95V97L37 98H39V97H41L40 95H38L37 96ZM100 95V94H99ZM102 95V94H101ZM105 95V94H104ZM114 95V94H113ZM141 94H139V96H140ZM146 95H147V92H146ZM159 95V94H158ZM161 95H162V93H161ZM195 95V94H194ZM193 95V96H194ZM6 95H4V97H5ZM14 96H17L16 94L14 95ZM46 96V95H45ZM44 96V98H46ZM109 96V95H108ZM111 96H112V94H111ZM110 96V97H111ZM116 97H117V94L115 95ZM129 96H131V95H129ZM183 96V95H182ZM189 96V95H188ZM1 97V96H0ZM32 97V96H31ZM31 97H27V102L29 103L30 102V100L33 98V97H35V95L31 98ZM53 97V96H52ZM51 97V98H52ZM125 97H126V95H125ZM141 97H142V95H141ZM151 97V96H150ZM156 97V96H155ZM154 97V98H155ZM191 97V96H190ZM2 98V97H1ZM6 98V97H5ZM14 98V97H13ZM20 98V97H19ZM22 98V97H21ZM21 98H20V104H23V103H21ZM47 98H48V95H47ZM94 98V97H93ZM103 98V97H102ZM102 98H101V100H102ZM114 98V97H113ZM185 98H186V96H185ZM184 98V99H185ZM196 98H197V96H196ZM35 99V98H34ZM49 99H50V97H49ZM53 99V98H52ZM86 99V98H85ZM90 99V98H89ZM111 99H112V97H111ZM132 99V98H131ZM176 99V98H175ZM178 99H180V98H178ZM177 99V100H178ZM187 99V98H186ZM193 99V98H192ZM4 100V99H3ZM8 100L11 102V101H13L12 100V97L11 96H9L8 97V99L5 101L6 103L8 102ZM16 100V99H15ZM17 100H16V102H17ZM40 100V99H39ZM44 100H48V99H44ZM51 100V99H50ZM103 100H104V98H103ZM116 100H118L119 101V99H116ZM115 100V101H116ZM126 100V99H125ZM135 100V99H134ZM141 99H139V101H140ZM173 100V99H172ZM176 100V102H178ZM196 100V99H195ZM22 101H25V100H22ZM35 101V100H34ZM42 101H43V99H42ZM52 101V100H51ZM85 102H86V100H84ZM83 101V102H84ZM99 101H100V99H99ZM99 101H97V102H99ZM186 101V100H185ZM187 101H189V100H187ZM15 102V103H16ZM37 101H35V103H36ZM41 102V101H40ZM45 103H46V101H44ZM44 102H42V103H44ZM47 102H49V101H47ZM102 102V101H101ZM110 102L111 101H105V103L106 104H110ZM117 102V101H116ZM121 102H122V98H121ZM120 102V103H121ZM125 102V101H124ZM129 102H130V98H129ZM128 102V103H129ZM142 102H143V100H142ZM151 102V101H150ZM198 102V101H197ZM6 103H4V105L6 104ZM27 103V105L29 106V107H31L30 109H31V111H28V110H30V109H25V108H23V109H25L24 111L26 112V110H27V112H30L31 113V115L32 114H34L35 115V113H34V108H37L35 105H34V103L31 101L29 104ZM51 103V102H50ZM88 103V102H87ZM92 103V102H91ZM90 103V104H91ZM93 103H95L94 101H93ZM100 103V102H99ZM103 103V102H102ZM104 103V104H105ZM119 103V102H118ZM131 103V102H130ZM139 103V102H138ZM144 103V102H143ZM182 103H184L183 101H182ZM186 103V102H185ZM184 103V104H185ZM190 103V102H189ZM84 104V103H83ZM98 104V103H97ZM115 104H117V103H115ZM125 104V103H124ZM146 104H147V102H146ZM153 104V103H152ZM155 104H153V105H155ZM174 104H176V103H174ZM179 104H180V102H179ZM188 104V103H187ZM187 104H185V105H187ZM194 104V103H193ZM4 105H3V107H1L0 109V124H2V126H3V124H5V126L8 124V126H9V124H10V122L13 124V118H15V119H17L18 118V116H17V114H16V111L14 112L15 114L14 115H16V117H11L10 115H8V114H3V112H2V110L3 109H5V107H4ZM25 105V104H24ZM51 105V104H50ZM100 105H101V103H100ZM183 105V104H182ZM191 105V104H190ZM202 105V104H201ZM26 106V105H25ZM45 106H48V104L47 105H45ZM44 106V107H45ZM52 106V105H51ZM50 106V107H51ZM89 106V105H88ZM91 107H92V105H90ZM90 106H89V108H90ZM95 106V105H94ZM104 106V105H103ZM106 106V105H105ZM114 106V105H113ZM196 106H198V104H196ZM199 106H200V104H199ZM8 107V109H10L9 108V106H7L6 105V108ZM10 107H11V105H10ZM20 107V106H19ZM18 107V108H19ZM79 107V106H78ZM100 107V106H99ZM101 107H102V105H101ZM107 107H109L108 105H107ZM120 107V106H119ZM152 107V106H151ZM174 107H175V105H174ZM179 107V106H178ZM185 107V106H184ZM203 106H201L200 108L203 110V108H202ZM14 108V107H13ZM18 108H17V110H18ZM22 107H20V109H21ZM28 108V107H27ZM97 108V107H96ZM113 108V107H112ZM115 108H117V107H115ZM115 108H114V110H115ZM121 108H123V107H121ZM120 108V109H121ZM142 108V107H141ZM162 108V109H163ZM189 108V107H188ZM7 109V110H8ZM12 109V108H11ZM22 109V110H23ZM38 109L39 110H41L39 107H38ZM44 109L45 108H43L42 110L44 111ZM47 109H49V106H48V108L46 107V110L44 111V113L43 112H41L42 114H43V118L45 119V121H46V119L48 118V110ZM79 109V108H78ZM95 109V108H94ZM98 109V108H97ZM127 109V108H126ZM129 109V108H128ZM150 109V108H149ZM153 109V108H152ZM158 109V108H157ZM160 109L161 108H159V111H160ZM179 109V108H178ZM184 109H186V108H184ZM197 109L198 108H196V111H197ZM13 110V109H12ZM12 110H11V112H12ZM36 110V109H35ZM39 110H37V112L39 111ZM103 110V109H102ZM107 110V109H106ZM118 110H119V108H118ZM191 110V109H190ZM200 109H198V111H199ZM5 111V110H4ZM95 111H96V109H95ZM112 111V110H111ZM145 111V110H144ZM149 111H151V110H149ZM152 111H154V110H152ZM166 111H168V112H166ZM192 111V110H191ZM195 111V110H194ZM197 111V112H198ZM10 112V113H11ZM21 112V111H20ZM19 112V113H20ZM112 112H114V111H112ZM120 112V111H119ZM157 112H158V110H157ZM187 112H189V111H187ZM206 112H207V110H206ZM5 113V112H4ZM29 113V114H30ZM49 113H50V111H49ZM80 113V112H79ZM95 113V112H94ZM99 113V112H98ZM97 113V114H98ZM116 113V112H115ZM140 113V112H139ZM143 113V112H142ZM148 113V112H147ZM163 113H162V116H163ZM191 113V112H190ZM199 113V112H198ZM208 113V112H207ZM21 114H23V113H21ZM28 114V113H27ZM26 114V115H27ZM41 114V115H42ZM86 114L88 115V113L86 112ZM96 114V113H95ZM105 114V113H104ZM114 114V113H113ZM131 114H133V112L131 113ZM149 114V113H148ZM148 114H146V115H148ZM151 114V113H150ZM152 114H154L153 112H152ZM160 114H161V111H160ZM159 114V115H160ZM179 114H181V113H179ZM179 114H178V116H179ZM12 115H13V113H12ZM13 115V116H14ZM19 115V114H18ZM38 115V114H37ZM93 115V114H92ZM108 115V114H107ZM110 115V114H109ZM126 115H128V113L126 114ZM139 115H141V114H139ZM155 115H156V111H155ZM176 115V114H175ZM184 115H186V114H183V117H185ZM190 115V114H189ZM192 115H194V114H192ZM201 115H202V111H201ZM205 115V114H204ZM20 116H22V115H20ZM36 116V115H35ZM124 116V115H123ZM138 116V115H137ZM168 116V115H167ZM188 116V115H187ZM191 116V115H190ZM198 116V115H197ZM196 116V117H197ZM208 116V115H207ZM34 117V116H33ZM40 117V116H39ZM104 117V116H103ZM143 117V116H142ZM145 117V116H144ZM153 117V116H152ZM165 117V116H164ZM192 117V116H191ZM194 117V116H193ZM20 118H22V117H20ZM41 118V117H40ZM106 119H107V117H105ZM109 118V117H108ZM112 118H113V116H112ZM117 118V117H116ZM125 118V117H124ZM137 118V117H136ZM140 118V117H139ZM138 118V119H139ZM156 118V117H155ZM173 118V117H172ZM189 118V117H188ZM201 118V117H200ZM205 118V117H204ZM204 118H203V120H204ZM209 118V117H208ZM210 118H212V117H210ZM37 119H39V118H37ZM49 119H50V116H49ZM97 119V118H96ZM95 119V120H96ZM98 119H99V117H98ZM101 119H103L102 118V116H101ZM142 119V118H141ZM150 119V118H149ZM153 119V118H152ZM159 119V118H158ZM161 119V118H160ZM171 119V118H170ZM169 119V120H170ZM175 119V118H174ZM187 119V117L184 119V120H186ZM192 119V118H191ZM195 119V118H194ZM193 119V120H194ZM215 119V118H214ZM214 119L212 120V121H214ZM48 120V119H47ZM103 120H105V119H103ZM108 120V119H107ZM114 120V119H113ZM119 120V119H118ZM129 120H130V118H129ZM135 120V119H134ZM156 120V119H155ZM167 120V119H166ZM177 120H179L178 118H177ZM181 120V119H180ZM190 120V119H189ZM210 120V119H209ZM208 120V121H209ZM217 120V119H216ZM219 120V119H218ZM17 121H19V120H17ZM23 122H24V120H22ZM22 121H21V123H22ZM98 121V120H97ZM106 121V120H105ZM120 121H121V119H120ZM119 121V122H120ZM131 121H132V119H131ZM141 121V120H140ZM174 121V120H173ZM182 121V120H181ZM212 121H209L210 122V125L211 126H213V124L214 123H212L211 124V122ZM15 122V121H14ZM20 122V121H19ZM39 122H40V120H39ZM42 122V121H41ZM100 122V121H99ZM108 122V121H107ZM134 122V121H133ZM168 122V121H167ZM175 122V121H174ZM205 122H207V118H206V120H205ZM216 122V121H215ZM220 122V121H219ZM17 123V122H16ZM21 123H19V125L21 124ZM25 123V122H24ZM127 123H128V121H127ZM142 123V122H141ZM148 123V122H147ZM150 123H151V120H150ZM163 123H164V118L162 117V132L160 133V134H162V141H163V145H162V147L164 148V149H170V146H171V144H174L175 145V147L177 148V147H179V153L180 154H178L179 155V160H178V162H175V163H172L169 159H167V157H166V155H168V152L169 153H171L170 152V150L167 152L166 150L164 151V152H167V154H165V157H166V161H163L164 162V164L166 165L167 164V166L166 167H162L163 169H162V184H163V187L164 188H166L167 187V189H168V191H174V195H175V197L177 198V197H179L177 200L178 201H181L182 202V200H185V198H187V197H189V198H192L193 197V200H194V197L196 196V198H197V195L198 194H202L203 195V197H204V194L202 193V191L203 192H205L204 191V189L202 188V186L204 185V184H211V185H214V187H216L215 189H220L221 191H224L226 188H227V186H228V184H230V182H232L233 181V183L235 184L236 183V185L238 184H240V180H239V178L237 177V175H236V171H231V169H233L232 167V163L230 162H228V160L225 158V157H221L220 155V157L219 156H217L218 154H215V152H214V148H216L215 147V143H212V141L211 140H213V139H211L210 141H211V143L209 144V145H206V146H204L203 144H204V141H203V138H201L202 136H200V138L194 133H191V131L192 130H190L189 129V127H188V129H183V127H185V126H183V124H182V126H180V124H177V127H178V130H179V133H176V130H175V127L171 130H166L165 132H164V125H163ZM171 123H173V122H171ZM199 123V122H198ZM218 123V122H217ZM18 124V123H17ZM16 124V125H17ZM104 124H105V122H104ZM140 124V123H139ZM144 124V123H143ZM154 124H155V122H154ZM168 124V123H167ZM193 124V123H192ZM208 124V123H207ZM103 125V124H102ZM106 125V124H105ZM108 125V124H107ZM122 126H123V124H121ZM157 125H158V123H157ZM171 125V124H170ZM191 125V124H190ZM199 126H200V124H198ZM218 125V124H217ZM216 125V123H215V127L217 126ZM1 126V125H0ZM18 126V125H17ZM22 126H25V124L23 125V123H22ZM22 126H21V128H19L18 127V129H20V130H22ZM148 126V125H147ZM151 126V125H150ZM167 126V125H166ZM187 126H188V124H187ZM211 126H208V127H211ZM10 128H11V126H9ZM106 127V126H105ZM135 127V126H134ZM155 127V126H154ZM171 127V126H170ZM194 127V126H193ZM203 127V126H202ZM205 127H206V125H205ZM204 127V128H205ZM207 127V128H208ZM215 127H214V129H215ZM8 127H5V129H7ZM9 128V129H10ZM14 128L16 129V127H15V125H14V127H13V129L12 130H14ZM42 128V127H41ZM103 128V127H102ZM107 128V127H106ZM151 128V127H150ZM197 128H199L198 126H197ZM196 128V129H197ZM206 128V129H207ZM0 129H2L1 127H0ZM152 129H153V126H152ZM158 128H156V130H157ZM167 129H168V127H167ZM195 129V128H194ZM201 129V128H200ZM218 129V128H217ZM216 129V130H217ZM220 129H221V127H220ZM3 130V129H2ZM23 130H24V128H23ZM124 130V129H123ZM140 130H142V129H140ZM204 130V129H203ZM213 130V129H212ZM6 131V130H5ZM16 131V130H15ZM115 131H117V130H115ZM132 131V130H131ZM143 131V130H142ZM144 131H145V128H144ZM146 131H147V128H146ZM154 131V130H153ZM161 131V130H160ZM197 131V130H196ZM195 131V132H196ZM199 131V130H198ZM197 131V132H198ZM206 130H204V132H205ZM221 131H222V129H221ZM1 132V131H0ZM6 132H8V131H6ZM20 132H22V131H20ZM28 132V131H27ZM110 132V131H109ZM120 132H121V130H120ZM124 132V131H123ZM127 132V131H126ZM155 132V131H154ZM153 132V133H154ZM157 132V131H156ZM193 132V131H192ZM202 132V131H201ZM200 132V133H201ZM207 132V131H206ZM210 132V131H209ZM218 132H220V131H218ZM17 133H18V131L16 132V133H13V134H16L17 135ZM23 133V132H22ZM26 133V132H25ZM29 133V132H28ZM112 133L114 134V132H112L111 131V135H112ZM145 133V132H144ZM212 133V132H211ZM222 133H223V131H222ZM4 134V133H3ZM12 134V133H11ZM11 134H10V136H11ZM21 133H19V137L21 136V135H23V134H21ZM106 134H107V132H106ZM121 134H123V133H121ZM150 134V133H149ZM199 134V133H198ZM216 131L212 134V135H214V137H216ZM218 135H219V133H217ZM2 135V134H1ZM8 135H9V133H8ZM120 135V134H119ZM138 135V134H137ZM151 135V134H150ZM158 135V134H157ZM179 135L181 136V135H184V137H182V138H180L179 137ZM222 135V134H221ZM2 136H6L7 137V134H4V135H2ZM24 137H25V139H26V135H23ZM128 136V135H127ZM139 136H140V134H139ZM159 136V135H158ZM167 136V137H166ZM204 136V135H203ZM13 137H15V135L13 136ZM18 137V138H19ZM144 137V136H143ZM149 137V136H148ZM166 137V138H165ZM207 137H209V136H207ZM113 138V137H112ZM123 138V137H122ZM141 138V137H140ZM147 138V137H146ZM159 138V137H158ZM213 138V137H212ZM1 139H2V137H1ZM9 139H11V137L9 138ZM15 139H16V137H15ZM15 139H13L14 141H16ZM23 139V138H22ZM126 139V138H125ZM144 139V138H143ZM157 139V138H156ZM204 139H207L208 140V138H204ZM24 140V139H23ZM27 140V139H26ZM142 140V139H141ZM149 140H150V137H149ZM151 140H153L152 138H151ZM155 140V139H154ZM153 140V141H154ZM169 140H171L170 141V146H169V144H168V141ZM216 140V139H215ZM6 142L5 141V138H4V140H2V142ZM14 141H12V142H14ZM18 141V140H17ZM16 141V142H17ZM20 141V140H19ZM146 141H147V139H146ZM160 141V140H159ZM9 142H10V140H9ZM24 142V141H23ZM29 142V141H28ZM143 142V141H142ZM150 142V141H149ZM152 142V141H151ZM218 142V141H217ZM7 143V142H6ZM15 143V142H14ZM191 143H193V145H195L194 147H193V145H191L190 146V144ZM195 143V144H194ZM9 144V143H8ZM8 144H6V145H8ZM17 144V143H16ZM27 144H30V143H27ZM27 144H25V145H27ZM144 144V143H143ZM152 144H153V142H152ZM152 144H151V146H152ZM215 144V145H214ZM5 145V144H4ZM14 145V144H13ZM12 145V146H13ZM23 145V144H22ZM22 145L20 144L19 145V147H18V145H17V147H18V149H17V152H19L18 150H19V148H20V146L22 147ZM150 145V144H149ZM0 146H2L1 144H0ZM9 146V145H8ZM11 146V147H12ZM146 146V145H145ZM154 146V145H153ZM4 147V146H3ZM14 147V146H13ZM27 147H29V146H27ZM31 147H33V145L31 146ZM174 147V148H175ZM34 148H36V147H33V150H35ZM218 148V147H217ZM37 149V148H36ZM138 149V148H137ZM150 149H151V147H150ZM159 149V148H158ZM182 149H184V151H181ZM214 149V150H213ZM11 150V149H10ZM16 150V149H15ZM15 150H13V151H15ZM32 150V149H31ZM140 150V149H139ZM152 150H154V149H152ZM175 150V149H174ZM216 150H218V149H216ZM215 150V151H216ZM2 151H3V148H2ZM1 151V152H2ZM39 151V150H38ZM156 151H157V149H156ZM186 151V152H185ZM11 152V151H10ZM24 152V151H23ZM27 152H29V151H27ZM34 154L33 155H35V152L34 151H32ZM31 152V153H32ZM37 152V151H36ZM191 152L193 153V154H191ZM204 152H206V153H204ZM217 152V151H216ZM15 153H16V151H15ZM22 153V152H21ZM21 153H19V154H21ZM172 153H174V152H172ZM221 153V152H220ZM3 154V153H2ZM8 154V153H7ZM10 154H12V153H10ZM13 154H14V152H13ZM23 154V153H22ZM25 154V153H24ZM28 154V153H27ZM163 154V153H162ZM177 154V153H176ZM191 154V155H190ZM174 155V154H173ZM7 156H9V155H7ZM29 156V155H28ZM28 156H27V158H28ZM172 156V155H171ZM15 157H16V155H15ZM17 157H19V156H17ZM23 157V156H22ZM22 157L20 156V158L22 159ZM33 157V156H32ZM37 157V156H36ZM122 157V156H121ZM136 157V156H135ZM23 158H25V157H23ZM35 158V157H34ZM33 158V159H34ZM138 158V157H137ZM170 158V157H169ZM178 158V157H177ZM192 160H191V159ZM173 159H174V157H173ZM209 159H212V161H214L215 163H213L212 165L211 164H209V162H207L209 165H206L205 164V162L206 161H210L211 162V160H209ZM28 160V159H27ZM30 160V159H29ZM23 161V160H22ZM177 161V160H176ZM15 162H17V161H15ZM25 162V160L23 161V163ZM31 163H32V161H30ZM141 162V161H140ZM27 163V162H26ZM25 163V164H26ZM34 163V162H33ZM32 163V164H33ZM32 164H31V167H32ZM36 163H34V165H35ZM28 165H30V164H28ZM33 165V166H34ZM4 166H5V164H4ZM3 166V167H4ZM10 166H11V164H10ZM18 166V165H17ZM25 166H27V165H25ZM217 166V167H216ZM232 166V167H231ZM1 167V166H0ZM11 167H13V166H11ZM14 167H15V164H14ZM213 167H215L216 169L214 170L213 169ZM33 168V167H32ZM215 171L214 173H213V176H212V178H209L210 176H208L209 174H207L210 170H212V169ZM2 170H4V169H2ZM29 170V169H28ZM31 170V169H30ZM33 170V169H32ZM231 171V175L229 174V172ZM234 170V169H233ZM5 171H7V170H5ZM1 172V171H0ZM213 172V171H212ZM211 172V173H212ZM225 172V173H224ZM1 174V173H0ZM8 174V173H7ZM13 174V173H12ZM8 176H9V174H8ZM13 176H14V174H13ZM10 177V176H9ZM12 177V176H11ZM10 177V178H11ZM16 177V176H15ZM1 178V177H0ZM9 178V179H10ZM8 179V180H9ZM172 179H174V181H172ZM1 180V179H0ZM212 180V181H211ZM4 181V180H3ZM7 181V180H6ZM160 182V181H159ZM197 182H200V183H198V185H196L195 186V183H197ZM103 184V183H102ZM209 184V185H210ZM211 185H210V188H211ZM141 186V185H140ZM205 186V185H204ZM238 187V186H237ZM242 187H244V186H242ZM117 188V187H116ZM205 188V187H204ZM213 188V187H212ZM229 189V188H228ZM211 190V189H210ZM207 191L209 192V190L207 189ZM229 191H231V195H232V197H234L233 195H237L238 196V193L239 192H237L236 193V191H237V189L236 188H233V189H231V190H229ZM229 191H228V193H229ZM245 191V190H244ZM235 192V193H234ZM140 193H141V195L140 196H136V199H134V200H136V202H138V200H140V199H142V198H144V201L146 202V204H145V206L143 207V208H147L148 210H149V212H152L151 214H154V213H156V210H158V213H157V216H155V215H153L154 217L153 218H151V219H154L155 218V220L156 221H162V210H163V207H161L160 205H157V204H155V202H154V197L153 196H150V194H149V192H147V190H143L142 189V191H140ZM219 194V193H218ZM222 194H223V192H222ZM103 195V194H102ZM102 195H100V200H101V198H102ZM199 195V196H200ZM227 195V194H226ZM104 196V195H103ZM229 196V195H228ZM115 197V196H114ZM220 197V196H219ZM221 197H222V195H221ZM225 196H223V198L221 199L222 201H224L225 200V204H227V205H225V208H224V212H225V209L227 210L228 208V210L227 211H229L230 210V207H227L228 205H230V204H232V203H230L229 202V199H228V201L226 200V198H224ZM208 198V197H207ZM206 198V199H207ZM205 199V200H206ZM110 200H111V198H110ZM109 200V201H110ZM101 201H104V200H101ZM157 201H158V198H157ZM111 202V201H110ZM101 203V202H100ZM104 203V202H103ZM113 203H114V200H113ZM112 204V203H111ZM136 204V203H135ZM102 205V204H101ZM104 206V205H103ZM116 206H117V204H116ZM115 206V207H116ZM232 207H234L233 206V204H232ZM238 207V206H237ZM236 207V208H237ZM102 208V207H101ZM103 208H105V206L103 207ZM103 208L101 209V210H103ZM116 208H118V207H116ZM234 208V210L235 211H237V212H239L238 210L240 209V208ZM232 209V208H231ZM105 210V209H104ZM140 211H142V209H140ZM231 211V213H232V211H233V209L232 210H230ZM101 213L103 212V211H100ZM231 213H229V212H227V214H230L231 215ZM151 214H149V216H152ZM145 215V214H144ZM164 217H166L165 218V220H168V215H163ZM250 227H251V229H249L248 231H247V233H246V231H244V232H240L238 235H236L235 234V236L234 235H232L231 233H228V232H226V234H225V236H223V232H217V230L216 231H213V232H211L210 233V237H209V250H210V253H209V262L211 263V264H218L217 263V261H216V259L219 257V255H221L222 256V260H221V262L219 263V264H264V246L263 247H261L262 245L261 244H259V245H257L256 244V242H255V244H250L249 242L250 241H252V239H253V237L256 235V232H257V230H256V232L255 231H253L255 228L253 227V225H250ZM113 228V227H112ZM133 221L132 220H130V221H128V222H126L125 224H123L121 227H120V229H121V232L119 231V230H116L115 228L114 229H109V230H107V231H105V232H108L109 234H110V237H111V242H109V243H113V245H115L114 247H117V248H119L121 251H123V253H126L125 254V256H124V254L123 255H121L122 254V252H120V251H117V249H115V250H112V254L110 255L111 256V258L113 259V261L114 260H117V261H119V263L121 262L120 260H121V258H122V256H123V258L124 257H126V256H128V257H130V255H131V257L132 256H134V255H139V256H141V257H147V258H150V259H152L153 257L154 258H156L157 260H159V262L162 264V249L160 250L159 248H157V247H155V246H153V247H150V245H154V243L152 242V240H148L149 239V235H148V232H151L152 230H150L149 229V225H145V228H144V230H143V232L141 233V234H138V235H134V236H130L129 234H128V232H129V230H131L132 232H133ZM254 228V229H253ZM103 229H104V227H103ZM118 229V228H117ZM123 230H124V232H123ZM119 231V232H118ZM102 232H104V230L102 231ZM123 232V233H122ZM131 232V233H132ZM253 232H254V234H253ZM259 232V231H258ZM257 232V233H258ZM107 233V234H108ZM130 233V232H129ZM130 233V234H131ZM261 233V232H260ZM109 234H108V236H109ZM251 234H253L252 236V239H249L248 240V242H247V237H249ZM262 234V233H261ZM223 237H222V236ZM257 235H259V233L257 234ZM261 236V235H260ZM258 237V236H257ZM263 237V236H262ZM262 237H260V238H262ZM254 240V239H253ZM257 240H258V238H257ZM256 240V241H257ZM110 241V240H109ZM263 241V240H262ZM253 242V241H252ZM41 242L39 241V239L37 238L36 240H35V246L37 247V248H40V246H41V244H40ZM263 243H264V241H263ZM104 244H106V243H104V241L102 240L101 241V245H100V247L101 248H103V247H105V245ZM162 244V243H161ZM236 244L238 245V247L236 248V250L235 251H233L234 249H232V248H230V247H232V245H235L236 246ZM120 245V246H119ZM166 245H168V243L166 244ZM264 245V244H263ZM228 246H229V248H230V251H227V249H228ZM199 247V245H196L195 246V248H198ZM160 248H162V245L160 246ZM168 249H169V247H167ZM170 248H172V247H170ZM219 248H221V251L219 250ZM31 249V248H30ZM41 249H42V247H41ZM41 249H39L40 250V252H41ZM35 251L37 250V249H34ZM39 250H37V251H39ZM25 251H28V250H25ZM104 251V250H103ZM115 251V252H114ZM31 252V251H30ZM30 252L29 253H25V257H28V258H32V259H30V260H33V264H35V262L36 263H38L36 260H35V258L33 257V255L32 254H30ZM38 252L39 253V258L37 257V255H36V257L39 259V261H40V264H47V263H45L44 261L45 260H42L43 258V256L45 257V259H48L49 258V254L48 253H43V252ZM109 252H111V251H109ZM174 251L173 250H171V252H170V254H168L167 256H170V257H172L173 258V253ZM34 253V252H33ZM37 253V254H38ZM244 253H246L247 254V257H243L242 255L244 254ZM41 254H43V256H41ZM108 254V253H107ZM128 254V255H127ZM24 255V254H23ZM173 255V256H172ZM203 255L204 254H202L201 256H202V258H203ZM206 256H207V254H205ZM246 256V255H245ZM23 257V259L25 260V257L24 256H22ZM128 257H126V258H128ZM140 257V258H141ZM42 258V259H41ZM147 258H145V259H147ZM169 258V257H168ZM41 259V260H40ZM104 259V258H103ZM131 259V258H130ZM134 259V258H133ZM142 259V258H141ZM149 259V260H150ZM102 260V259H101ZM105 260V259H104ZM108 260V259H107ZM125 260V259H124ZM127 260V259H126ZM129 260V259H128ZM165 260V262L167 263V264H171L172 262H170L169 260H172V259H164ZM174 260V259H173ZM246 260H247V262H246ZM132 261V260H131ZM244 261L246 262V263H244ZM42 262V263H41ZM129 262V261H128ZM30 263H32V262H30ZM103 263V262H102ZM126 263H127V261H126ZM23 264H29L28 262H23ZM58 264H60V263H58ZM125 264V263H124ZM130 264H132L131 262H130ZM136 264V263H135ZM173 264H175V260H174V263ZM195 264H199V263H195Z\"/></svg>","mask_w":264,"mask_h":264}]
</instances>
